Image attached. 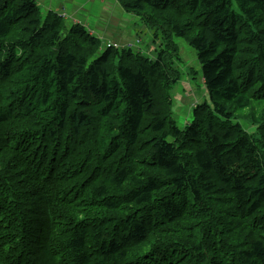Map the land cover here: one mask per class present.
Returning <instances> with one entry per match:
<instances>
[{
    "label": "trees",
    "instance_id": "1",
    "mask_svg": "<svg viewBox=\"0 0 264 264\" xmlns=\"http://www.w3.org/2000/svg\"><path fill=\"white\" fill-rule=\"evenodd\" d=\"M152 60L0 0V264H264V0H118ZM177 38L209 95L181 128Z\"/></svg>",
    "mask_w": 264,
    "mask_h": 264
},
{
    "label": "rangeland",
    "instance_id": "2",
    "mask_svg": "<svg viewBox=\"0 0 264 264\" xmlns=\"http://www.w3.org/2000/svg\"><path fill=\"white\" fill-rule=\"evenodd\" d=\"M42 16L48 11L63 12L60 16L68 25L72 20H80L82 25L90 24L101 31H105L110 37L115 36L118 41L126 45H134L133 51H141L143 55L152 60L156 59L154 49H159L161 40L154 41V32L144 21L131 13L124 11L118 0H36ZM63 8V9H62ZM62 9V10H60ZM79 22V21H78ZM105 40V38L100 37ZM139 41V43H137ZM180 49V59L176 66L182 73V79L171 90L173 99L174 117L179 127H185L194 119L193 108L198 104L209 100V95L202 79V68L198 61L196 51L184 38H177ZM264 109V100L259 103L234 110L237 120L248 132H254L251 121L258 118Z\"/></svg>",
    "mask_w": 264,
    "mask_h": 264
},
{
    "label": "crops",
    "instance_id": "3",
    "mask_svg": "<svg viewBox=\"0 0 264 264\" xmlns=\"http://www.w3.org/2000/svg\"><path fill=\"white\" fill-rule=\"evenodd\" d=\"M63 9V8H62ZM62 9H60V10H62ZM52 11V10H51ZM58 12H60V11H58ZM77 20V19H76ZM80 23H81V21L80 20H78ZM84 27H85V25H83ZM87 26H89L87 29H89V32L92 34V35H94V36H96L97 37V35H99L100 37H102V38H105V40H103V39H100L99 37H97V38H99L102 42H106V43H108V42H116V43H119V44H121V45H126V44H123L121 41H118L116 38H115V36H112V37H110L109 36V34H107L105 31H101L100 29H99V27L97 28L96 26H92V25H90V24H87Z\"/></svg>",
    "mask_w": 264,
    "mask_h": 264
}]
</instances>
